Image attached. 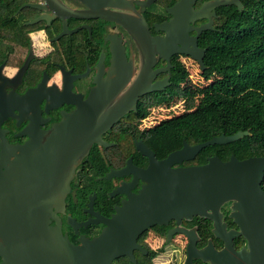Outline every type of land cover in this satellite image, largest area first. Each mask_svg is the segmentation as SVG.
Returning a JSON list of instances; mask_svg holds the SVG:
<instances>
[{"label":"flooded vegetation","instance_id":"af4514ba","mask_svg":"<svg viewBox=\"0 0 264 264\" xmlns=\"http://www.w3.org/2000/svg\"><path fill=\"white\" fill-rule=\"evenodd\" d=\"M252 4L0 0V264H187L192 229L199 250L225 247L213 220H188L163 199L168 171L213 156L166 161L190 144L176 134L171 149L172 126L213 81L202 86L190 52L205 63ZM231 206L222 223L239 231Z\"/></svg>","mask_w":264,"mask_h":264},{"label":"water","instance_id":"95a60500","mask_svg":"<svg viewBox=\"0 0 264 264\" xmlns=\"http://www.w3.org/2000/svg\"><path fill=\"white\" fill-rule=\"evenodd\" d=\"M240 4V9H241ZM213 29L211 24L204 25L199 33ZM194 55L201 71L206 69L204 51ZM141 94L135 91V98ZM249 131L238 132L231 136L213 137L204 143L190 145L184 142L183 148L170 154L167 166L182 160H191L207 147L235 143ZM172 183L166 185L165 199L171 203L172 211L186 215L188 220L200 216L213 220L214 233L225 242V247L218 251L213 242L199 250L197 248L196 230H183L188 236V261L201 259L211 264H264V157H250L240 160L232 155L228 161L218 156L208 158L206 164L168 171ZM69 176H60V184H69ZM65 194L66 191H60ZM232 202L230 217L239 227V231H227L222 223L221 208ZM177 218H179L177 216ZM235 237H243L247 247L236 250L233 245Z\"/></svg>","mask_w":264,"mask_h":264},{"label":"trees","instance_id":"16d2710c","mask_svg":"<svg viewBox=\"0 0 264 264\" xmlns=\"http://www.w3.org/2000/svg\"><path fill=\"white\" fill-rule=\"evenodd\" d=\"M252 1L243 29L225 47L209 48L202 76L213 81L200 90L196 110L172 126L171 149L181 146L176 134L190 144H200L249 131L250 136L235 143L205 148L204 159L207 155L223 161L232 155L240 160L264 157V0Z\"/></svg>","mask_w":264,"mask_h":264},{"label":"rangeland","instance_id":"374dc122","mask_svg":"<svg viewBox=\"0 0 264 264\" xmlns=\"http://www.w3.org/2000/svg\"><path fill=\"white\" fill-rule=\"evenodd\" d=\"M191 73H193V74H198V73H200V70H199V68L198 67H193L192 69H191ZM202 86H206V84H207V82L205 81V79L204 78H202ZM209 83V82H208Z\"/></svg>","mask_w":264,"mask_h":264}]
</instances>
